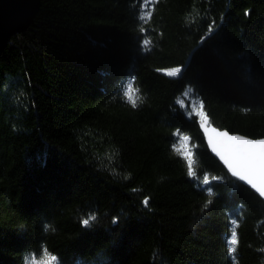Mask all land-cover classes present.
<instances>
[{
	"label": "trees",
	"instance_id": "1",
	"mask_svg": "<svg viewBox=\"0 0 264 264\" xmlns=\"http://www.w3.org/2000/svg\"><path fill=\"white\" fill-rule=\"evenodd\" d=\"M186 92L264 138V0H41L0 53V264H234L233 220L235 264H264V202L210 155Z\"/></svg>",
	"mask_w": 264,
	"mask_h": 264
},
{
	"label": "snow or ice",
	"instance_id": "2",
	"mask_svg": "<svg viewBox=\"0 0 264 264\" xmlns=\"http://www.w3.org/2000/svg\"><path fill=\"white\" fill-rule=\"evenodd\" d=\"M247 15V13H245ZM150 12H141L139 18L144 20L145 17L150 16ZM143 31V29H142ZM212 31V27H209V32ZM150 41L145 40L144 45H147ZM181 71V68L176 67L167 72L169 76H177ZM138 89L134 90L132 84L129 83L124 91V96L132 107L137 106V100L139 99L137 93ZM189 92L191 89L188 90ZM197 115L201 118V127L204 130V134L207 138L208 145L211 150L219 157L223 164L227 167L232 176L244 181L253 188L260 197L264 198V138L262 139H250L241 135H230L226 131H219L212 127L207 116L203 111V104H199L198 108L194 109ZM189 140L188 136L181 137V148L184 151L181 153L187 161L188 175L190 177L195 176L196 173L193 170V157L191 151L186 147V142ZM212 180L218 179V177H211ZM202 181L205 185L209 183V177L204 175ZM209 193L211 190L209 189ZM144 205H148V199L143 201ZM95 219L94 215H90L82 220V223L87 226L91 221ZM236 220L232 221L230 237L227 238V251L230 257H232L235 264V252L238 244V236L236 231ZM45 255L48 256L49 261H56V257L49 255L45 250ZM26 264L28 261L26 259ZM47 264V262H46Z\"/></svg>",
	"mask_w": 264,
	"mask_h": 264
},
{
	"label": "water",
	"instance_id": "3",
	"mask_svg": "<svg viewBox=\"0 0 264 264\" xmlns=\"http://www.w3.org/2000/svg\"><path fill=\"white\" fill-rule=\"evenodd\" d=\"M40 2L41 0H0V53L5 49L12 36L26 31V29L32 23L36 13L38 12ZM197 123L210 155L224 168V170L230 177L238 180V182L241 185L249 189L264 202V198L260 197L259 194L253 188H251L250 185L231 175L227 167L209 147L207 138L204 134V130L201 127V118L198 120ZM211 126L216 128L212 124ZM216 129L219 131H226V130H220L218 128ZM229 134L240 135V134H232V133Z\"/></svg>",
	"mask_w": 264,
	"mask_h": 264
},
{
	"label": "rangeland",
	"instance_id": "4",
	"mask_svg": "<svg viewBox=\"0 0 264 264\" xmlns=\"http://www.w3.org/2000/svg\"><path fill=\"white\" fill-rule=\"evenodd\" d=\"M167 72H165V73L167 74ZM179 103L181 106L186 107L187 110L189 109L192 112L196 113V111L194 109L198 108V104L196 102V99H194L190 93L186 92L183 95V97L180 99Z\"/></svg>",
	"mask_w": 264,
	"mask_h": 264
}]
</instances>
